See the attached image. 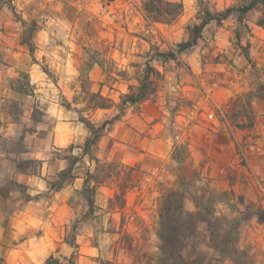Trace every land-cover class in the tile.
<instances>
[{
    "label": "clouds",
    "instance_id": "9594fccd",
    "mask_svg": "<svg viewBox=\"0 0 264 264\" xmlns=\"http://www.w3.org/2000/svg\"><path fill=\"white\" fill-rule=\"evenodd\" d=\"M0 264H264V0H0Z\"/></svg>",
    "mask_w": 264,
    "mask_h": 264
}]
</instances>
